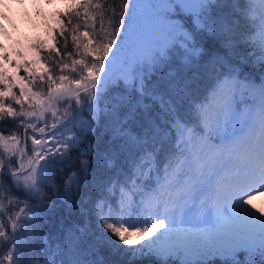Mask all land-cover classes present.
Instances as JSON below:
<instances>
[{
  "label": "snow or ice",
  "instance_id": "obj_1",
  "mask_svg": "<svg viewBox=\"0 0 264 264\" xmlns=\"http://www.w3.org/2000/svg\"><path fill=\"white\" fill-rule=\"evenodd\" d=\"M70 7L19 95L0 71V264H264V0ZM54 200L78 222L26 258Z\"/></svg>",
  "mask_w": 264,
  "mask_h": 264
},
{
  "label": "trees",
  "instance_id": "obj_2",
  "mask_svg": "<svg viewBox=\"0 0 264 264\" xmlns=\"http://www.w3.org/2000/svg\"><path fill=\"white\" fill-rule=\"evenodd\" d=\"M70 3L71 0H44L43 4H40L37 1L35 8L29 9L30 28L27 30H22L21 28L17 34L18 38H16L13 42L5 41L2 44L0 48V71H3L8 77L11 78V83L15 85L13 91H15L17 95H19L21 84L25 83L21 81L20 77L26 75L24 68H18L17 65L36 60L37 57L35 49L32 47L33 45L40 42H43L45 45H50L53 42L51 37L54 34V30L59 28V16L72 10ZM21 33H23V35L19 36ZM61 43H63V41H61ZM249 51H251V49H249ZM174 55L176 56L177 60L180 59L178 53L174 52ZM5 56H7V60L4 59ZM6 67L10 68L14 72L18 81L14 80L11 74L8 73ZM33 67L39 73L41 65L33 64ZM45 67H47V65H45ZM201 68L207 70L206 76L209 79L212 78V68L209 65L202 64ZM243 76H247L251 81H257L260 83L261 80H264V68H261L258 63L252 65L245 64ZM39 89L40 85L37 83L33 87V91H39ZM128 90L131 91V88ZM203 90L204 89L202 85L201 91ZM119 94H122V90L118 91L117 95ZM111 102L112 101H109V103ZM11 103L13 107L18 109L19 106L16 105L15 102ZM101 106L102 108L104 107L103 104H101ZM2 126L6 129L4 132L5 135H8L9 131H20L21 134L23 132V129H17L14 124L9 122H5ZM96 135L97 138L103 142L104 133L102 124L101 127L97 128ZM53 205L54 207L50 209L46 217L47 222L40 221L41 227L38 230V236L32 244L33 253L29 257L28 253L26 252V258L35 259L39 257L42 261L43 253L40 251V249L44 247L45 234H47L48 242L54 249L56 244L60 243L57 237L62 234L63 230L71 226L73 223L78 222L79 209H74L70 214L67 205L60 200H54ZM6 251L7 247L4 248V252ZM106 259L116 260L117 257L106 254ZM142 264H155V261L146 259L142 262Z\"/></svg>",
  "mask_w": 264,
  "mask_h": 264
},
{
  "label": "rangeland",
  "instance_id": "obj_3",
  "mask_svg": "<svg viewBox=\"0 0 264 264\" xmlns=\"http://www.w3.org/2000/svg\"><path fill=\"white\" fill-rule=\"evenodd\" d=\"M37 1L40 4L44 3V0H0V48L5 41L13 42L16 38H18L17 34L21 28L22 30L30 28L29 9L35 8ZM153 2H158V0H153ZM22 35L23 33L19 34V36ZM6 68L14 80L18 81L14 72L10 68ZM252 102L253 101L251 99H248V104H252ZM91 118L92 117L88 109L81 110L79 115L76 116L77 122L89 121ZM252 203L254 207L264 211V196L256 197Z\"/></svg>",
  "mask_w": 264,
  "mask_h": 264
}]
</instances>
